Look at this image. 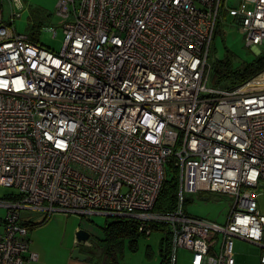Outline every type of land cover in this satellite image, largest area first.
<instances>
[{
	"label": "built area",
	"instance_id": "built-area-1",
	"mask_svg": "<svg viewBox=\"0 0 264 264\" xmlns=\"http://www.w3.org/2000/svg\"><path fill=\"white\" fill-rule=\"evenodd\" d=\"M63 43L51 52L0 11V264H29L24 211L130 218L144 236L165 225L191 264H234L233 241L260 248L264 215V86L209 85L223 0H55ZM227 9L246 48L264 47V0ZM11 9L19 0H7ZM13 17V14L11 15ZM176 207L154 212L165 167ZM233 198L224 224L184 212L183 194ZM219 243V252L213 246Z\"/></svg>",
	"mask_w": 264,
	"mask_h": 264
},
{
	"label": "rangeland",
	"instance_id": "rangeland-1",
	"mask_svg": "<svg viewBox=\"0 0 264 264\" xmlns=\"http://www.w3.org/2000/svg\"><path fill=\"white\" fill-rule=\"evenodd\" d=\"M19 2L21 7L11 9L7 0H0L2 20L6 24H11L17 34L26 36L31 42L46 50L58 53L63 43V19L56 13V1L19 0ZM224 2L225 0L222 5ZM225 4L220 9L208 58L210 74L214 61L229 57L232 67L236 68L242 64L251 63L258 57L253 51L246 48L244 37L239 32L240 24L236 18L230 17L227 11V9H235L245 12L251 10L252 5L244 0H226ZM258 50L260 53H264L263 46H259ZM262 73L264 71L258 75ZM164 171L165 181L171 182L178 178L177 171H174L171 165H167ZM255 192L258 210L264 215V183L259 185ZM15 193L14 189L0 187V198ZM232 201L231 196L222 193H184L182 208L189 215L222 225L226 221ZM111 220H113L112 217L104 215L80 217L56 212L52 213L47 221L53 222V229L57 233H76L78 231L88 233V242L91 244V247H87L88 254L95 260L100 258V261H103L104 257L98 255V251L102 248L103 228ZM164 236L163 228L158 227L153 229L149 236L140 235L136 239L134 247L131 246L129 240H124L114 255L116 261L114 264H162L160 249ZM81 246L78 248L81 249ZM260 251L258 246L249 245L239 240L233 241L235 264H259ZM191 257L189 251L178 249L174 253L171 251L169 260L165 264H191Z\"/></svg>",
	"mask_w": 264,
	"mask_h": 264
},
{
	"label": "trees",
	"instance_id": "trees-1",
	"mask_svg": "<svg viewBox=\"0 0 264 264\" xmlns=\"http://www.w3.org/2000/svg\"><path fill=\"white\" fill-rule=\"evenodd\" d=\"M263 71L264 56H259L251 63L242 64L236 68L232 67L230 58L226 57L212 63L209 85L212 88H236L244 85ZM177 190L178 178L171 182L164 181L153 211L157 213L171 212L176 207ZM158 227L163 228L165 234L161 240L160 249L161 262L165 264L171 253V238L165 225L152 226L153 229ZM103 232L104 237L101 241L104 246V254L113 262H115L114 255L124 240H129L131 246L134 247L136 239L143 235L140 224L130 218H113L104 226Z\"/></svg>",
	"mask_w": 264,
	"mask_h": 264
},
{
	"label": "crops",
	"instance_id": "crops-1",
	"mask_svg": "<svg viewBox=\"0 0 264 264\" xmlns=\"http://www.w3.org/2000/svg\"><path fill=\"white\" fill-rule=\"evenodd\" d=\"M261 184L263 183H260L259 185L261 186ZM4 198H6V196ZM4 198H0V201ZM4 215L5 208L0 205V222ZM42 217L43 216L41 213H31L27 211L22 213V218L24 220L28 218L31 220V224L28 227L29 230L27 233V239L29 240V250L37 254V261L29 264H114L111 258L105 256L103 245L98 251V255L104 257L103 261H100V258H96L95 260L90 256V254H88L87 247H91V244L88 241L81 246V244L76 242V233H57L53 229V222H42ZM245 243L254 245L248 242ZM78 246H81L82 249L81 251L79 248L80 253L88 257L86 260H78L71 257L72 250ZM212 250L214 253H218L219 243L213 246Z\"/></svg>",
	"mask_w": 264,
	"mask_h": 264
},
{
	"label": "water",
	"instance_id": "water-1",
	"mask_svg": "<svg viewBox=\"0 0 264 264\" xmlns=\"http://www.w3.org/2000/svg\"><path fill=\"white\" fill-rule=\"evenodd\" d=\"M108 217H112V216H108ZM112 218H114V217H112ZM75 238H76V242L78 244H81V243L85 244L88 241L89 234L84 232V231H78L75 234ZM71 257L73 259H78V260H86L88 258L86 255L80 253V250L78 247H76L72 250Z\"/></svg>",
	"mask_w": 264,
	"mask_h": 264
},
{
	"label": "bare ground",
	"instance_id": "bare-ground-1",
	"mask_svg": "<svg viewBox=\"0 0 264 264\" xmlns=\"http://www.w3.org/2000/svg\"><path fill=\"white\" fill-rule=\"evenodd\" d=\"M261 86H264V73L255 77V79L251 81L246 87L247 88H258Z\"/></svg>",
	"mask_w": 264,
	"mask_h": 264
}]
</instances>
